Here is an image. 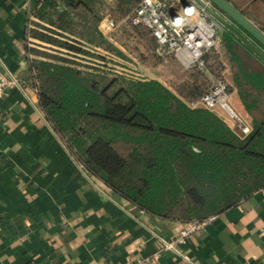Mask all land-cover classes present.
Instances as JSON below:
<instances>
[{
    "label": "trees",
    "instance_id": "obj_1",
    "mask_svg": "<svg viewBox=\"0 0 264 264\" xmlns=\"http://www.w3.org/2000/svg\"><path fill=\"white\" fill-rule=\"evenodd\" d=\"M139 1L108 7L126 15ZM103 7V0L28 6V38L60 51L25 46L38 109L84 175L149 215L184 224L219 216L264 190V121L252 118L251 132L240 137L215 113L187 105L208 89L195 66L190 81L171 91L156 80L108 77L86 65L84 58L105 65L98 51L124 57L99 30ZM222 42L237 99L251 116L264 98V74L244 69L231 45L240 43L226 31ZM204 61L217 76V53L210 50Z\"/></svg>",
    "mask_w": 264,
    "mask_h": 264
},
{
    "label": "crops",
    "instance_id": "obj_2",
    "mask_svg": "<svg viewBox=\"0 0 264 264\" xmlns=\"http://www.w3.org/2000/svg\"><path fill=\"white\" fill-rule=\"evenodd\" d=\"M228 1L264 33V0L254 15ZM28 6L0 0V71L22 87L0 99V264H264V192L178 242L187 224L149 215L84 175L38 109L25 51ZM223 32L218 46L229 59ZM231 45L242 65L237 48L264 68Z\"/></svg>",
    "mask_w": 264,
    "mask_h": 264
},
{
    "label": "built area",
    "instance_id": "obj_3",
    "mask_svg": "<svg viewBox=\"0 0 264 264\" xmlns=\"http://www.w3.org/2000/svg\"><path fill=\"white\" fill-rule=\"evenodd\" d=\"M125 21L131 27H140L149 32L155 41L159 57L176 60L185 70L195 66L204 74L209 84L208 89L190 107L221 113L222 119L240 137L251 132V122L230 105L228 85L224 79L213 74L205 64V54L210 50L216 52L222 29L201 8L191 1L140 0ZM116 27L117 24L111 19H105L99 25V29L106 32L113 31ZM9 87L22 90L16 76L4 68L0 71V99ZM204 223L205 221L187 224L177 241L180 242ZM164 247L172 249V244L165 243Z\"/></svg>",
    "mask_w": 264,
    "mask_h": 264
},
{
    "label": "rangeland",
    "instance_id": "obj_4",
    "mask_svg": "<svg viewBox=\"0 0 264 264\" xmlns=\"http://www.w3.org/2000/svg\"><path fill=\"white\" fill-rule=\"evenodd\" d=\"M104 7L99 8L98 15L102 16V20L111 19L117 24V27L113 31H107L103 35L106 40L116 48L124 56L123 58L118 56H110V53H104L103 51H98L101 55L106 57L105 65L102 61L97 59H87L84 58L86 65L91 66L95 70L104 72L111 75L115 74L123 78H145L160 81L162 85L171 91H175V87L182 84L183 82L190 81V69L185 70L181 65L174 59L161 58L156 54V44L153 38L150 36L149 32L146 30H139V27H131L125 20L130 15L129 12L126 15H120L118 12L112 14L109 9V5L112 4V0H103ZM234 5L241 8L244 12L254 15L256 13V0H230ZM30 20H35L32 15H30ZM101 20V22H102ZM100 22V23H101ZM100 25V24H99ZM33 27V24L30 25ZM32 29V28H30ZM142 29V28H140ZM104 31V29H102ZM106 31V30H105ZM29 47L36 48L40 51H46L54 53L55 51L60 52L55 48H44L46 47L39 41H36L29 37L28 39ZM221 44V43H220ZM219 44V45H220ZM222 45V44H221ZM217 58L218 62L221 64L220 70H218L217 76L223 78L225 83L228 85L229 103L233 109L238 112L242 117L251 122L254 118L258 121H264V98L257 109L253 111L252 115H246L243 110L239 107V102H235V88L233 85V68L232 64L228 59L226 54L224 55L223 49L217 46ZM216 52V53H217ZM237 54H239L242 62L244 63V68L249 72H261L264 73V68L254 59L246 58V54L241 48L236 49ZM28 58H33L30 56ZM113 60V61H111ZM109 70H112L111 72ZM205 87L209 85L207 81H203ZM199 99L189 102L184 100L187 105L191 106L195 104ZM238 106V107H237ZM240 108V109H239ZM222 118L221 113H216ZM228 124V123H227ZM107 194H111L110 190L104 188ZM114 194V193H112Z\"/></svg>",
    "mask_w": 264,
    "mask_h": 264
},
{
    "label": "water",
    "instance_id": "obj_5",
    "mask_svg": "<svg viewBox=\"0 0 264 264\" xmlns=\"http://www.w3.org/2000/svg\"><path fill=\"white\" fill-rule=\"evenodd\" d=\"M191 1L264 65V33L228 0Z\"/></svg>",
    "mask_w": 264,
    "mask_h": 264
}]
</instances>
